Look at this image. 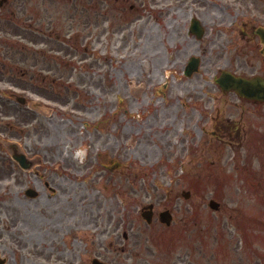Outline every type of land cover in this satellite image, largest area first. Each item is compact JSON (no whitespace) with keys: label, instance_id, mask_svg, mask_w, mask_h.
I'll list each match as a JSON object with an SVG mask.
<instances>
[{"label":"rangeland","instance_id":"rangeland-1","mask_svg":"<svg viewBox=\"0 0 264 264\" xmlns=\"http://www.w3.org/2000/svg\"><path fill=\"white\" fill-rule=\"evenodd\" d=\"M103 1L40 0L43 7L35 17L42 23L29 24L24 37L21 29L16 32L0 21L4 41L0 44V202L33 226L37 238L28 249H21L23 255L29 256L31 264H66L74 262L75 255L74 263L81 264L80 256L93 254L91 219L97 225L107 220L110 206L117 202L115 188H120L125 199L121 214L125 213L126 228L134 223V233L138 220L129 211L138 200L173 198V234L167 233L171 236L166 241L163 238L168 256H145L147 264H264V156L251 163L252 170H260L256 177L263 180L262 186L247 188L234 170L247 159L234 157L229 149L219 156L210 151L212 142L204 141L202 149L194 130L199 112L195 107L204 108L208 96L217 94L210 86L215 69L222 68L225 59L231 68L244 60L254 61L238 55L233 42L231 49L225 47H229L227 27L215 31L222 18L219 10L235 9L236 0H200L202 6L194 14L208 32L205 53L200 52L202 42L182 34L180 25L187 14H193L189 9L184 17L174 7L168 9L171 4L166 5V0H134L137 6L148 1L153 8L139 19L142 12H115ZM253 6L250 16L260 22L264 2L253 0ZM249 9L242 10L245 14ZM6 41L22 44L23 50ZM198 54L200 72L184 77L182 66L190 55ZM14 67L18 74L11 70ZM130 81L143 86L137 98L127 90ZM16 96L24 97L27 107L18 104ZM9 143L30 157L41 156L42 164L31 171L20 170L9 160ZM68 143L87 146V164L79 167L71 151L62 159L58 149ZM102 163L114 170L106 171ZM53 170L60 171L54 191L42 189L47 193L44 198L25 195L24 180L36 187ZM17 178L22 183L16 184ZM186 189L192 191L189 199L176 197ZM210 198L221 203L217 212L208 208ZM52 201L62 212L71 207L74 216L66 221L73 223L71 230L63 241L54 239L53 255L46 258L38 254L48 226L40 218ZM142 232L148 235L144 228ZM219 249L228 254L226 260L213 255ZM205 251L213 256L207 259Z\"/></svg>","mask_w":264,"mask_h":264},{"label":"flooded vegetation","instance_id":"flooded-vegetation-1","mask_svg":"<svg viewBox=\"0 0 264 264\" xmlns=\"http://www.w3.org/2000/svg\"><path fill=\"white\" fill-rule=\"evenodd\" d=\"M5 1V4H12L13 1L15 0H4ZM21 2L22 0H19L18 2H16V8H19L20 5H21ZM255 37H252V39H254ZM258 41V39H257ZM264 66V65H263ZM262 75H264V69L262 70ZM249 104V107L248 109H251L250 112L248 113H251L252 114V117L250 118L252 121L254 120H262L264 119V102H258V101H248L247 102ZM239 110L235 113H237L239 116V118H242L244 117L245 115V111H243V107H237ZM225 121L228 123V124H222L220 127H218V130L220 131V133H218L217 135V139H220V140H230V139H234L235 137V140H243L241 139L240 137V132H243L244 135L247 133V132H251L252 131V127L253 124L251 123H245L244 126H240L239 124H236V122H234V120L230 119V118H226ZM260 122H263V121H260ZM258 122V123H260ZM257 123V124H258ZM242 135V136H244ZM247 136V135H245ZM244 136V138H245ZM231 143V142H230ZM53 224H54V221H53ZM115 236V235H114ZM112 236V237H114ZM113 242H116L115 240H113ZM102 254V251H98L97 252V256H101ZM102 257L105 259L107 258L106 255H102ZM112 262H117L115 261L116 259L113 257V259L111 258L110 259Z\"/></svg>","mask_w":264,"mask_h":264},{"label":"clouds","instance_id":"clouds-1","mask_svg":"<svg viewBox=\"0 0 264 264\" xmlns=\"http://www.w3.org/2000/svg\"><path fill=\"white\" fill-rule=\"evenodd\" d=\"M69 151H71L72 158L79 163H83L87 157V147L83 144L73 146V144L68 143L65 146V155H68Z\"/></svg>","mask_w":264,"mask_h":264},{"label":"bare ground","instance_id":"bare-ground-1","mask_svg":"<svg viewBox=\"0 0 264 264\" xmlns=\"http://www.w3.org/2000/svg\"><path fill=\"white\" fill-rule=\"evenodd\" d=\"M139 88H136V87H131L129 90H130V92L132 93V95H134V96H138L139 95V90H138Z\"/></svg>","mask_w":264,"mask_h":264},{"label":"water","instance_id":"water-1","mask_svg":"<svg viewBox=\"0 0 264 264\" xmlns=\"http://www.w3.org/2000/svg\"><path fill=\"white\" fill-rule=\"evenodd\" d=\"M212 206H215V203L210 202Z\"/></svg>","mask_w":264,"mask_h":264}]
</instances>
